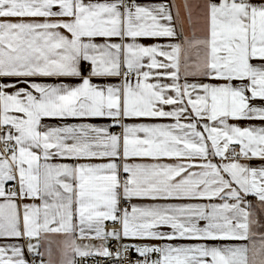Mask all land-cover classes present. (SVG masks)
<instances>
[{
    "label": "snow or ice",
    "instance_id": "1",
    "mask_svg": "<svg viewBox=\"0 0 264 264\" xmlns=\"http://www.w3.org/2000/svg\"><path fill=\"white\" fill-rule=\"evenodd\" d=\"M0 264H264V0H0Z\"/></svg>",
    "mask_w": 264,
    "mask_h": 264
},
{
    "label": "crops",
    "instance_id": "2",
    "mask_svg": "<svg viewBox=\"0 0 264 264\" xmlns=\"http://www.w3.org/2000/svg\"><path fill=\"white\" fill-rule=\"evenodd\" d=\"M143 43H152V41H149V40H144V41H142Z\"/></svg>",
    "mask_w": 264,
    "mask_h": 264
}]
</instances>
